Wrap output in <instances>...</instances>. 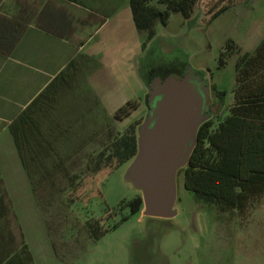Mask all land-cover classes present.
<instances>
[{"label": "rangeland", "instance_id": "obj_1", "mask_svg": "<svg viewBox=\"0 0 264 264\" xmlns=\"http://www.w3.org/2000/svg\"><path fill=\"white\" fill-rule=\"evenodd\" d=\"M210 1L198 0L188 19L170 13L164 26L156 23L154 36L143 49L145 33L134 28L129 12L125 18L123 9L118 11L122 16L109 14L101 25L90 27V39L80 55L90 54L92 58L88 62L83 59L86 64L81 61L73 75L64 68L65 79L58 83L54 98L35 114L48 135L58 136L57 148L70 171L82 167L85 147L94 149L90 135L101 111L110 115L124 101L135 100L136 108L127 117L114 121V126L122 131L132 125L136 130L146 112L142 74L155 63L184 62L201 72L209 86L210 116L218 114L221 118L227 113L237 54L224 56L222 65H218V55L227 41L236 45L238 53L250 47L251 43L239 44L238 39L264 29V0L250 8H228L206 24L202 12ZM121 6L124 7L123 1ZM212 87L224 93L221 100L213 94ZM130 160L106 172L99 184L93 177L85 178L80 188L92 189L99 196L74 203L72 211L81 219L106 211L113 213L120 200L135 196L139 191L124 179ZM100 169L98 174L107 166ZM0 177L34 264H251L235 246L232 213L195 202L182 185L181 172L175 175L173 217L129 214L122 207L105 221V226L115 224L114 227L86 243L81 252L65 262L52 251L41 214L51 222L57 210L49 205L40 210L35 203L7 131L0 134ZM122 215H127L123 221ZM51 227L53 237L60 240L55 234L56 226ZM59 251H65L63 244Z\"/></svg>", "mask_w": 264, "mask_h": 264}, {"label": "trees", "instance_id": "obj_2", "mask_svg": "<svg viewBox=\"0 0 264 264\" xmlns=\"http://www.w3.org/2000/svg\"><path fill=\"white\" fill-rule=\"evenodd\" d=\"M198 0H128V9L134 28L145 33L141 49L154 36L156 23L164 26L170 13H178L188 19ZM243 0H211L203 10L206 24L217 15ZM162 6L159 8L158 6ZM236 45L227 41L218 55V65L224 56L236 53L234 85L227 113L202 121L195 133L196 141L186 164L176 170L182 173L183 187L192 193L195 202L212 206L218 212L238 208L251 196L264 192V35L251 51L238 53ZM73 59L69 62L72 63ZM65 79V71L59 73L7 123L18 161L25 172L30 192L39 209L53 206L57 212L49 222H43L50 246L62 262L76 256L86 243L94 241L115 224L105 226V221L120 208L129 214L140 212V193L129 200H120L116 210L85 219L72 211L76 202L88 201L98 192L80 188L88 177L99 184L101 177L112 168L130 160L136 150V130L128 125L116 130L114 121L121 120L135 109V100H126L112 114H103L96 120L91 140L94 149L85 147L84 161L78 171H70L57 148L58 136L48 135L36 111L44 109L56 93L55 82ZM143 81L145 80L142 74ZM212 92L221 100L223 92ZM103 166L107 170L98 174ZM175 173V175H176ZM41 210V209H40ZM122 215L120 220H125ZM51 226H56L53 237ZM60 232V233H58ZM64 245L65 251H59ZM73 248L71 249V247ZM71 249V250H70ZM0 264H34L32 254L13 212L11 200L0 177Z\"/></svg>", "mask_w": 264, "mask_h": 264}, {"label": "crops", "instance_id": "obj_3", "mask_svg": "<svg viewBox=\"0 0 264 264\" xmlns=\"http://www.w3.org/2000/svg\"><path fill=\"white\" fill-rule=\"evenodd\" d=\"M258 1L243 0L232 8H250ZM127 6L128 0H0V134L59 71L67 68L73 75L81 61L92 58L80 55L90 39L87 31L109 14L122 16V9L126 18ZM263 35L264 29L252 31L238 42L251 43L244 50L251 51ZM62 81L56 80L55 87ZM230 212L238 252L251 264H264V192Z\"/></svg>", "mask_w": 264, "mask_h": 264}, {"label": "water", "instance_id": "obj_4", "mask_svg": "<svg viewBox=\"0 0 264 264\" xmlns=\"http://www.w3.org/2000/svg\"><path fill=\"white\" fill-rule=\"evenodd\" d=\"M192 75L189 68L180 76H154L146 88L150 107L136 127V150L124 171L140 193L144 216L175 215L176 170L188 160L198 125L210 116L207 82Z\"/></svg>", "mask_w": 264, "mask_h": 264}, {"label": "flooded vegetation", "instance_id": "obj_5", "mask_svg": "<svg viewBox=\"0 0 264 264\" xmlns=\"http://www.w3.org/2000/svg\"><path fill=\"white\" fill-rule=\"evenodd\" d=\"M143 73H144L143 75H145L144 76L145 77L144 85H145V88H148L149 87V84H150L149 83L150 82V79L153 78L154 76L163 77L166 74H172L174 76H180V75L189 73V67L184 62H181V63H178L177 64V63H174L172 61H167L165 63H155L153 65H150L145 70V72H143ZM192 77L193 78L198 77V78H201L202 80H204L201 72H197L195 70H193ZM208 94H209V86H208ZM156 98L157 97H155L154 100ZM206 105L208 107L207 101H206ZM144 106H145V111H146L145 114H146L147 113V110L150 107V103L148 102V100L146 98V93H145V97H144ZM208 111L210 113L209 108H208Z\"/></svg>", "mask_w": 264, "mask_h": 264}]
</instances>
